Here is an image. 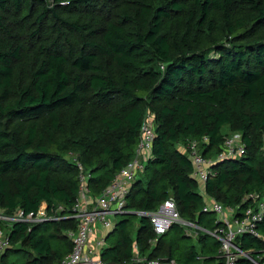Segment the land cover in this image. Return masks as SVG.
I'll use <instances>...</instances> for the list:
<instances>
[{
    "label": "trees",
    "instance_id": "trees-1",
    "mask_svg": "<svg viewBox=\"0 0 264 264\" xmlns=\"http://www.w3.org/2000/svg\"><path fill=\"white\" fill-rule=\"evenodd\" d=\"M149 114L155 140L125 207L145 215L117 221L102 260L131 262L136 244L146 259L209 264L220 243L206 245L207 232L222 222L206 220L214 213L180 147L200 142L206 194L235 219L264 198V0H0V214L45 206L48 218L0 220L10 238L0 264L61 263L78 229L81 175L102 195L135 158ZM235 133L244 155L219 158ZM170 199L207 231L202 254L180 244L185 232L165 240L187 226L156 233L151 216ZM258 230L236 244L264 264V216ZM11 253L24 261L11 263Z\"/></svg>",
    "mask_w": 264,
    "mask_h": 264
},
{
    "label": "built area",
    "instance_id": "built-area-1",
    "mask_svg": "<svg viewBox=\"0 0 264 264\" xmlns=\"http://www.w3.org/2000/svg\"><path fill=\"white\" fill-rule=\"evenodd\" d=\"M154 137L155 126L152 115L149 114L141 130V140L135 158L117 173L112 184L99 197L94 198L91 196L87 186L88 176L81 175V195L74 206L75 213L73 215L78 222V229L75 232L68 233L73 247L60 260V264H107L101 257L106 244L105 236L101 235L102 231H99L98 225L100 224L104 228L103 231H107L113 227L109 217L125 213L124 205L130 192L129 189L132 187L133 182L138 179V173L143 170V160L149 159L155 140ZM204 142H208V138H204ZM185 150V154L193 164L194 177L200 185L201 183L205 185L212 172L209 168L210 161L201 153L200 142L191 141ZM244 151L242 137L235 133L226 139L219 158L239 157L244 155ZM144 157L146 159H143ZM204 206V212L219 215V221L222 222V225L214 232L206 231L220 243L218 257L221 258V264H239L241 258L248 259L254 264H260L259 261H253L249 255L245 254L236 242L237 238L243 234L260 237L258 227L264 216V198L258 203V206L246 210L243 216L236 219L234 218V211L220 202L212 200ZM47 219L46 212H41V209L39 213H32L28 216L23 211L17 212L12 217L0 214V220L10 225L15 222L32 223ZM151 219L158 235L167 233L174 224L198 227L181 219L172 199L165 202L156 213L152 214ZM98 231L101 232L100 236L95 238L94 236ZM9 247L10 238L6 231L0 228V257ZM134 253L135 257L131 262L118 264H178L174 259L169 261L158 258L146 259L139 255L137 246H135Z\"/></svg>",
    "mask_w": 264,
    "mask_h": 264
},
{
    "label": "rangeland",
    "instance_id": "rangeland-1",
    "mask_svg": "<svg viewBox=\"0 0 264 264\" xmlns=\"http://www.w3.org/2000/svg\"><path fill=\"white\" fill-rule=\"evenodd\" d=\"M181 148V150L183 151V150H185L182 146L180 147ZM186 151V150H185ZM143 159H146V157H144ZM144 161V160H143ZM145 162V161H144ZM45 206H43V207H41V212H43V213H45L44 211H46L45 210ZM122 216H117V217H114V216H110L109 218H110V221L112 222V223H116L120 218H121ZM229 217H231L230 215H229ZM219 218H220V216L219 215H217V214H211V215H208L207 216V221L208 220H212L213 222H212V226H213V223H214V220H217V221H219ZM134 226H135V228L137 229L138 227H139V225H138V222H137V220H134V224H133ZM214 225H215V223H214ZM99 226V229L100 228H102V226L99 224L98 225ZM211 226V227H212ZM211 227H210V229H211ZM184 232H185V234L187 235V237H186V239H180V244L181 245H185V244H187L189 247L190 246H192V245H195V246H197L198 247V245H199V243H198V240H197V238L200 236L199 234H203V233H205L206 231L204 230V229H201V228H199V227H194V226H191V227H185V229L183 230V229H177V228H174L171 232H170V234L165 238V240L169 243V242H172L173 240L174 241H176L177 242V240L179 239V238H181V237H183V236H185L184 235ZM135 235H136V232L134 233V235H133V238H135ZM116 234L115 235H113V236H111L108 240H107V242H105L106 243V245H108V246H112L114 243V240L116 239ZM208 240L209 241H211V242H213L214 240H211V238H208ZM176 257H177V255H175ZM16 260H19V261H24L23 260V257H22V255L20 254V253H16V254H14V253H11L10 255H9V261L11 262V263H14V262H16ZM195 264H198V263H195ZM211 264H214V261H211Z\"/></svg>",
    "mask_w": 264,
    "mask_h": 264
},
{
    "label": "crops",
    "instance_id": "crops-1",
    "mask_svg": "<svg viewBox=\"0 0 264 264\" xmlns=\"http://www.w3.org/2000/svg\"><path fill=\"white\" fill-rule=\"evenodd\" d=\"M131 189V188H130ZM130 189H129V191H130ZM200 192H201V195H203L204 196V201H205V204L206 203H209V202H211L212 201V199H210L208 196H207V194H206V189H205V185L204 184H202L201 183V185H200ZM91 194V193H90ZM92 196V195H91ZM92 197H94V196H92ZM94 198H97V197H94ZM126 204H127V199H126V201H125V205H124V208L126 207ZM126 209V208H125ZM124 209V210H125ZM132 213V212H131ZM123 215H126L125 213H123V214H119V215H117V216H123ZM128 215V214H127ZM117 216H115V217H117ZM134 216V215H133ZM139 216V215H138ZM117 224V222L116 223H112V228L111 229H109V230H107V231H103V227H102V229H99V231H102V234L101 235H104L105 236V242H107V240H108V238L111 236V235H113L114 234V231H115V229H116V225ZM99 228V227H98ZM98 231V233L94 236L95 238H98L99 236H100V233L101 232H99ZM137 231V229L135 228V230H134V233ZM134 235V234H133ZM211 238H212V240H214L213 242H215V241H217L218 242V240H216L213 236H211ZM153 243H156V241H153ZM198 243H199V240H198ZM210 243H212V242H208V243H206V245L207 244H210ZM135 246H137L136 244H135ZM195 246V245H194ZM73 247V246H72ZM105 247H108V245H106L105 244ZM104 247V248H105ZM195 248H196V250H197V252L199 253V254H202V245L199 243V245H198V247L197 246H195ZM134 249H135V247H134ZM69 253V252H68ZM208 255H210V256H214V257H216L217 259L214 261V264H219L220 263V257H218V251L217 252H208ZM66 256V255H65ZM134 257H135V253H134ZM209 264H211V262H209Z\"/></svg>",
    "mask_w": 264,
    "mask_h": 264
},
{
    "label": "water",
    "instance_id": "water-1",
    "mask_svg": "<svg viewBox=\"0 0 264 264\" xmlns=\"http://www.w3.org/2000/svg\"><path fill=\"white\" fill-rule=\"evenodd\" d=\"M125 214H128V215H139V216H144L145 214L141 213V212H126Z\"/></svg>",
    "mask_w": 264,
    "mask_h": 264
}]
</instances>
